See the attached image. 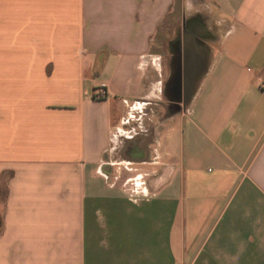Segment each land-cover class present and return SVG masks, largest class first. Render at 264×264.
Wrapping results in <instances>:
<instances>
[{
  "label": "crops",
  "instance_id": "0c3cea01",
  "mask_svg": "<svg viewBox=\"0 0 264 264\" xmlns=\"http://www.w3.org/2000/svg\"><path fill=\"white\" fill-rule=\"evenodd\" d=\"M263 83L264 0H0V264H264Z\"/></svg>",
  "mask_w": 264,
  "mask_h": 264
},
{
  "label": "water",
  "instance_id": "95a60500",
  "mask_svg": "<svg viewBox=\"0 0 264 264\" xmlns=\"http://www.w3.org/2000/svg\"><path fill=\"white\" fill-rule=\"evenodd\" d=\"M187 44L193 45L198 53H192ZM208 60L209 51L196 33L187 34L184 41L172 44V73L167 90L179 112L191 101L199 80L207 72Z\"/></svg>",
  "mask_w": 264,
  "mask_h": 264
},
{
  "label": "built area",
  "instance_id": "2783aa9c",
  "mask_svg": "<svg viewBox=\"0 0 264 264\" xmlns=\"http://www.w3.org/2000/svg\"><path fill=\"white\" fill-rule=\"evenodd\" d=\"M262 87H264V83L262 84ZM106 97V85L102 84L95 93V98L97 99H103Z\"/></svg>",
  "mask_w": 264,
  "mask_h": 264
},
{
  "label": "rangeland",
  "instance_id": "374dc122",
  "mask_svg": "<svg viewBox=\"0 0 264 264\" xmlns=\"http://www.w3.org/2000/svg\"><path fill=\"white\" fill-rule=\"evenodd\" d=\"M179 22H180V19L177 18V19L175 20V24L177 25Z\"/></svg>",
  "mask_w": 264,
  "mask_h": 264
}]
</instances>
